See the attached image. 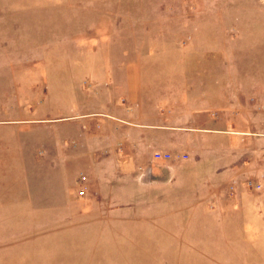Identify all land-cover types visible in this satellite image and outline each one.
<instances>
[{"label": "rangeland", "instance_id": "obj_1", "mask_svg": "<svg viewBox=\"0 0 264 264\" xmlns=\"http://www.w3.org/2000/svg\"><path fill=\"white\" fill-rule=\"evenodd\" d=\"M262 20L264 0H0V264H264V124L204 129Z\"/></svg>", "mask_w": 264, "mask_h": 264}, {"label": "crops", "instance_id": "obj_2", "mask_svg": "<svg viewBox=\"0 0 264 264\" xmlns=\"http://www.w3.org/2000/svg\"><path fill=\"white\" fill-rule=\"evenodd\" d=\"M254 22L255 25H253L251 28L248 27L247 29H245V32L239 30L240 34L244 35L243 40L247 43L246 45L248 47L245 46L244 48H242L245 51L244 53H239L237 58V67H222L219 73H216V76L220 75L221 78H217L215 80V83L213 84H207L206 107L207 109H216L212 110L211 116L209 117V119L207 118L208 120L206 126L204 127L207 132H222L228 138H236L237 136L239 137V135L241 136V134H244L246 132L242 129L233 128L234 124H264V119H256L264 118V111H262V108H264V20H262L260 23H257V21ZM221 60L223 65L230 64L227 63V60L229 59L224 54H221ZM233 63L235 64L234 61ZM232 75H237V78L231 79ZM130 92H134V90ZM124 98L126 99V102L128 101L127 103L128 105L130 104L131 108L132 102H129V100L132 99H129L127 95ZM144 103L145 101L143 100V106ZM127 107L128 106H126V108ZM235 112L237 114H234ZM117 117L121 116L118 115ZM247 117H252L255 119L247 120ZM121 119L127 118L121 117ZM6 123V121L0 120V125ZM15 123L16 120L8 122L9 126H14ZM141 123L143 125V136H145V125L149 124L162 128H180V126H163L159 125V123L145 122V117L143 118ZM174 134H176V132H174ZM258 134H260L264 138V131L259 132ZM18 135L21 137V134ZM161 151L168 152L173 155L170 150ZM4 154H6V152L3 151L0 147V157ZM17 155H21V153H19L16 149H13V156L16 157ZM183 155L184 153L179 152L177 154V157L183 158ZM2 165L3 160L0 158V171L3 170V168H1ZM10 165L11 164H8L7 166L10 167ZM13 165L14 164H12V166ZM149 169L151 170V172H154L156 166H150ZM143 171L144 172L142 173V175L144 177V185L142 188V199H145V166H143ZM171 171L176 173L179 172L180 175L182 173L192 171V169H189V167L185 166L181 168L180 166H174ZM186 177L187 176L185 175V178ZM157 183H159V181H157ZM191 184H185L181 186H183L184 188H189L191 187ZM197 193V190L194 191V195H197ZM211 194L212 192L204 199H213V197H211ZM172 195L174 196L172 197ZM172 195L170 196L169 193H165L162 192V190H159L158 199H182L178 197L176 193ZM0 199H5L3 193L0 194Z\"/></svg>", "mask_w": 264, "mask_h": 264}, {"label": "built area", "instance_id": "obj_3", "mask_svg": "<svg viewBox=\"0 0 264 264\" xmlns=\"http://www.w3.org/2000/svg\"><path fill=\"white\" fill-rule=\"evenodd\" d=\"M173 155L171 153L168 152H163L161 150H157L155 151V159L156 160H167L169 158H171ZM85 191L82 190L80 193L83 194Z\"/></svg>", "mask_w": 264, "mask_h": 264}]
</instances>
